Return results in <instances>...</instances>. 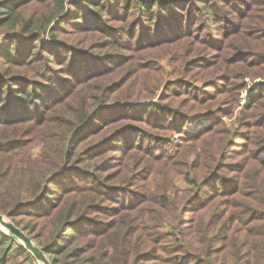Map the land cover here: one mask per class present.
Returning <instances> with one entry per match:
<instances>
[{
	"label": "trees",
	"instance_id": "trees-1",
	"mask_svg": "<svg viewBox=\"0 0 264 264\" xmlns=\"http://www.w3.org/2000/svg\"><path fill=\"white\" fill-rule=\"evenodd\" d=\"M1 37L0 213L51 264H264V0H0Z\"/></svg>",
	"mask_w": 264,
	"mask_h": 264
},
{
	"label": "rangeland",
	"instance_id": "rangeland-1",
	"mask_svg": "<svg viewBox=\"0 0 264 264\" xmlns=\"http://www.w3.org/2000/svg\"><path fill=\"white\" fill-rule=\"evenodd\" d=\"M3 44H4V42H3V39H2V37H1V38H0V46H2ZM162 65H163V69H164L165 77L168 79V78H169V75H170L169 63H168L166 60H164V61H162ZM250 94H251V90H250V89L247 90V91H245V92L243 93V96H242V98H243V103L249 101V96H250ZM202 123H205V124H206L207 122L202 120ZM199 126H200V125H196V123H194V121H191L190 123H188V126H187L186 128H188V131H190L189 129H191V130L194 131V130L197 129V127L199 128ZM170 141L172 142V145H171V147H170L171 150H172L173 152L177 151L178 148L180 147V145L178 144V135L171 136V137H170ZM33 152H34L35 154L38 153V152H39V147H38V146H35V147L33 148ZM176 184H177V186L180 187L181 189H184V188L188 187V183L186 182V180H185L183 177H178V178L176 179ZM4 216H5V215H4ZM5 217H6V216H5ZM8 219H9V218H8ZM9 220H10V219H9ZM2 230L5 231L6 233H9V234H10V232H9L8 230H6V229H4V228H2ZM15 240H16V239H15ZM19 240H20V239H19ZM32 243H33L36 247H38V248L41 249V247L38 245V242H37L36 240H32ZM48 260H49V259H48ZM35 264H45V263L42 262V261L37 260Z\"/></svg>",
	"mask_w": 264,
	"mask_h": 264
},
{
	"label": "water",
	"instance_id": "water-1",
	"mask_svg": "<svg viewBox=\"0 0 264 264\" xmlns=\"http://www.w3.org/2000/svg\"><path fill=\"white\" fill-rule=\"evenodd\" d=\"M6 229L10 232L14 239L21 242L27 250H29L37 260L44 262L45 264H51L46 254L40 248L36 247L31 238L18 226H16L11 220L0 213V229ZM20 239V240H19Z\"/></svg>",
	"mask_w": 264,
	"mask_h": 264
}]
</instances>
